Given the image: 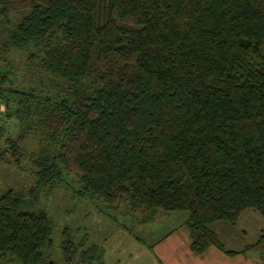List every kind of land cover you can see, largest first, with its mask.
Segmentation results:
<instances>
[{"label": "trees", "instance_id": "trees-1", "mask_svg": "<svg viewBox=\"0 0 264 264\" xmlns=\"http://www.w3.org/2000/svg\"><path fill=\"white\" fill-rule=\"evenodd\" d=\"M0 23V120L18 129L0 122V163L19 168L29 134L39 147L32 184L0 191V264H105L67 226L54 259L42 200L59 187L138 225L184 210L194 254L264 246L208 227L264 221V0H0ZM10 50L53 87L18 84Z\"/></svg>", "mask_w": 264, "mask_h": 264}, {"label": "rangeland", "instance_id": "rangeland-1", "mask_svg": "<svg viewBox=\"0 0 264 264\" xmlns=\"http://www.w3.org/2000/svg\"><path fill=\"white\" fill-rule=\"evenodd\" d=\"M5 35L6 29L0 23V41ZM25 57L24 50H10L7 55L16 72V82L24 87H53L50 78L36 66L30 65V73L26 72ZM2 111L0 105V113ZM0 122L5 126L8 135L16 136L18 129L12 119L6 120L2 117ZM22 146L26 158L20 162L19 168L13 164L0 163V191L6 188H26L32 184L34 168L30 159L39 148L35 135H27ZM70 186L75 188L76 184L70 180ZM71 190L72 188L59 187L42 200V205L53 220L52 255L56 260L60 259L59 231L64 226L72 228L77 239L87 235L89 244H95L101 254L104 249L112 253L115 242L120 243L127 235L135 237L140 245L149 248L151 243L158 241L169 231L177 229L180 236L181 231L186 230L184 221L187 213L184 210L159 211L150 223L138 225L135 223L137 215L126 210V205H120L118 212L104 210L100 202L84 201ZM131 225L133 227L130 231L128 226ZM208 227L216 233L224 248L230 250H242L253 244L260 234H264V221L250 209L243 211L234 225L219 221L211 223ZM178 244L180 245L179 240ZM110 260L112 261V258ZM229 261L233 264H264V246L245 250L229 258Z\"/></svg>", "mask_w": 264, "mask_h": 264}, {"label": "crops", "instance_id": "crops-1", "mask_svg": "<svg viewBox=\"0 0 264 264\" xmlns=\"http://www.w3.org/2000/svg\"><path fill=\"white\" fill-rule=\"evenodd\" d=\"M177 231H169L151 243L149 248L140 245L135 237L127 235L120 243L115 242L112 253L104 249L102 259L105 264H233L229 258L240 254L227 256L213 246L200 254H194L188 249L187 229L182 230L180 236ZM109 255L113 256L112 261Z\"/></svg>", "mask_w": 264, "mask_h": 264}]
</instances>
